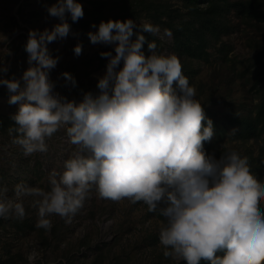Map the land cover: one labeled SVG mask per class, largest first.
I'll return each mask as SVG.
<instances>
[{
	"label": "clouds",
	"instance_id": "1",
	"mask_svg": "<svg viewBox=\"0 0 264 264\" xmlns=\"http://www.w3.org/2000/svg\"><path fill=\"white\" fill-rule=\"evenodd\" d=\"M47 12L60 23L29 30L23 86L3 77L0 85L10 93L8 103L18 105L11 116L18 134L13 143L25 156L46 152V140L61 128L75 148L62 171L49 172L48 190L20 182L9 196L0 187V218L23 219V198L30 196L35 227L50 231L53 215L71 223L94 191L97 198L142 201L149 212L158 210L165 257L185 264H264V185L252 179L247 159L236 151L218 158L205 152L213 122L195 99L179 58L157 51L155 41H147L149 54L143 51L144 33L165 39L171 30L130 18L92 25L90 42L110 44L115 54L100 53L107 63L97 79L99 93H85L76 102L53 92L49 71L59 57L47 44L68 36L66 14L76 22L83 7L79 0H56ZM73 52L79 56L82 45ZM62 75L76 85L69 72ZM37 255L27 254L29 264Z\"/></svg>",
	"mask_w": 264,
	"mask_h": 264
},
{
	"label": "rangeland",
	"instance_id": "2",
	"mask_svg": "<svg viewBox=\"0 0 264 264\" xmlns=\"http://www.w3.org/2000/svg\"><path fill=\"white\" fill-rule=\"evenodd\" d=\"M241 1L79 0L83 17L73 22L66 14L68 36L47 44L50 54L59 57L49 71L53 92L76 102L85 93H99L97 79L105 73L107 63L100 53H115L110 44L90 42L87 33L96 31L92 25L130 18L137 24L159 25L161 32L170 29L172 36L165 39L144 33L145 55L149 54L147 41H155L157 51L179 58L183 74L196 89L195 99L213 122L214 135L204 142L205 152L218 158L236 151L247 159L252 179L264 185V8L261 17L243 16ZM54 3L56 0H0V67L7 68L0 77L20 80L23 86L21 77L29 67L24 47L28 32L51 30L60 23L47 12ZM208 5H213L212 12L205 11ZM167 12H173L172 22H168ZM206 13L215 18L213 31L202 34L205 45L197 44L193 29L205 25ZM172 29L179 34L174 36ZM77 43L82 45L79 56L73 52ZM64 72L75 78V86L66 81ZM9 95L6 86L0 85V187L6 186L9 196L20 182L48 190L49 172L62 171L63 161L75 146L68 144L61 128L46 140V152L25 156L13 143L18 134L11 116L18 105L8 103ZM245 119H253L254 126L248 127ZM32 199L23 198V219L0 218V264H29L26 257L33 250L38 254L34 264H185L163 255L158 239L163 217L158 210L149 212L142 201L101 199L93 191L71 223L53 215L52 228L45 231L35 227L37 210ZM201 264L208 262L202 260Z\"/></svg>",
	"mask_w": 264,
	"mask_h": 264
},
{
	"label": "trees",
	"instance_id": "3",
	"mask_svg": "<svg viewBox=\"0 0 264 264\" xmlns=\"http://www.w3.org/2000/svg\"><path fill=\"white\" fill-rule=\"evenodd\" d=\"M192 1V0H191ZM193 1H197V0H193ZM262 4H264L263 2H261L260 0H243L241 2L238 3V5L240 6V9H241V12L243 14V16H247V17H254V16H257V17H261V15L263 14V6ZM212 7L213 5H211L209 7L208 5V8L205 9V11H211L212 12ZM207 11V12H208ZM164 12H166L164 10ZM162 12V13H164ZM167 17L169 18L170 21L168 22H172L171 20L173 19L172 18V15H173V12H167ZM207 15V13H206ZM156 19L159 20L158 17H156ZM204 21H206L205 25L204 26H198L197 28H194L193 29V33H195V36H196V41H197V44L198 43H201L202 45H205V37L202 35L204 32H210L212 33L213 31V27H214V24L215 23V18H213L212 15H207L205 17V19H203ZM169 27V25H167ZM211 29V31L209 30ZM173 30V29H172ZM174 36H177L179 33L174 31ZM253 119H245V122H247V126L252 128L254 126V123L252 122ZM243 121H241L242 123ZM240 123V125H241ZM262 210H264V207H262Z\"/></svg>",
	"mask_w": 264,
	"mask_h": 264
}]
</instances>
